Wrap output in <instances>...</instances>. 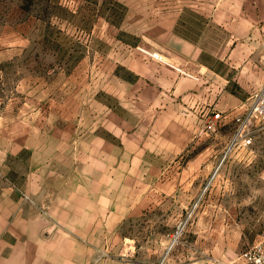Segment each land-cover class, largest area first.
I'll list each match as a JSON object with an SVG mask.
<instances>
[{
  "label": "rangeland",
  "instance_id": "1",
  "mask_svg": "<svg viewBox=\"0 0 264 264\" xmlns=\"http://www.w3.org/2000/svg\"><path fill=\"white\" fill-rule=\"evenodd\" d=\"M216 2L0 0L1 134L9 131L15 146L42 144L49 162L80 159L101 146L100 138L123 148L116 175L124 179L118 190L131 214L118 244L150 264H183L184 258L215 264L218 257L236 264L264 238L263 127L248 151L226 154L233 131L218 129L183 152L179 121L161 141L164 151L146 149L149 138L156 140L152 127L164 103L160 108L138 99L154 98L155 91L135 84L132 67L161 65L183 75L182 53L171 47L183 35L211 63L206 53L226 40L210 21ZM138 127L142 147L130 152L123 143H131ZM196 159L198 171L188 167ZM11 160L21 170L31 152ZM193 172L201 175L198 183Z\"/></svg>",
  "mask_w": 264,
  "mask_h": 264
},
{
  "label": "crops",
  "instance_id": "2",
  "mask_svg": "<svg viewBox=\"0 0 264 264\" xmlns=\"http://www.w3.org/2000/svg\"><path fill=\"white\" fill-rule=\"evenodd\" d=\"M210 21L226 35L219 50L206 53L211 63L201 58L204 51L198 43L183 35L175 37L171 46L182 53L183 75L161 65L132 67L138 77L135 84L155 91L154 98L138 99L159 107L164 103L154 119L151 134L156 140L149 138L148 152L164 151L161 141L172 136L169 129L177 128L179 121L183 152L193 148L194 142L200 144L205 133L233 131L234 116L246 109L249 97L264 85V0H217ZM215 113L222 120L209 130L207 121ZM134 130L131 143H123L130 152H138L142 141L136 138L141 134L139 127ZM1 132L0 264H150L140 261L128 245L118 244L121 225L131 214L128 199L118 190L124 179L116 175L124 164L123 148L100 138L101 146L83 151L80 159L61 161L58 156L49 162L42 144L15 146L10 132L7 136ZM23 150L31 152L32 160L16 171L11 159ZM199 161H190L188 167L198 171ZM192 174L198 183L201 175ZM218 258L215 264H230ZM209 261L184 258L183 264H213Z\"/></svg>",
  "mask_w": 264,
  "mask_h": 264
},
{
  "label": "built area",
  "instance_id": "3",
  "mask_svg": "<svg viewBox=\"0 0 264 264\" xmlns=\"http://www.w3.org/2000/svg\"><path fill=\"white\" fill-rule=\"evenodd\" d=\"M153 58L164 61L159 54H153ZM220 120L222 115L215 113L208 119L207 129L214 130ZM260 127L264 128V85L249 97L246 109L234 116L233 135L226 154L248 151ZM238 261L242 264H264V238L246 249Z\"/></svg>",
  "mask_w": 264,
  "mask_h": 264
}]
</instances>
